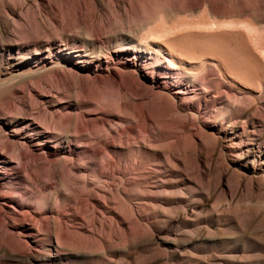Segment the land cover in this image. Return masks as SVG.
<instances>
[{
  "label": "rangeland",
  "instance_id": "374dc122",
  "mask_svg": "<svg viewBox=\"0 0 264 264\" xmlns=\"http://www.w3.org/2000/svg\"><path fill=\"white\" fill-rule=\"evenodd\" d=\"M60 1L47 0L38 8L36 0H0L5 33L0 50V216L9 224L0 228V244L10 234L27 244V250L22 247L24 257L0 252V264H264V152L247 153L257 142L246 138V131L259 130L252 135L259 136L264 148V0H254L243 12L240 0H230L233 9L214 16L257 22L262 31L252 32L248 22L192 25L183 27V34L182 28L175 29V37L179 32L180 37L186 35L184 45L193 50L196 45L206 47L201 49L206 53L211 47L221 50L235 71L248 60L260 69L256 76L252 72L254 81L249 83L212 67L213 74L208 69L207 80L196 86L193 75H202L204 64L213 62L208 53L202 64L178 63L181 69L169 68L164 58L144 47L141 58L131 60L135 52L118 50L112 51V59L104 58L102 67L96 56L82 64L73 49L82 43L90 50L92 44L84 32L78 33L73 15L64 13ZM73 1L89 22L102 25L98 47L115 48L120 33L123 41L135 39L130 31L139 37L146 34L141 25L152 11L175 24L188 20V0H118V14L111 8L115 0H99L98 5L96 0ZM201 1L197 15L203 16L211 0ZM52 3L55 10L50 9ZM29 19L40 20L37 41L31 37L32 26L27 28ZM12 21L24 26L16 30ZM173 29L157 38L170 39ZM21 31L30 41L23 49L17 40ZM44 36L54 39L48 42ZM62 38L71 44L62 45ZM151 38L156 40V35L147 41ZM190 47V53L185 51L191 56ZM195 52L197 57L203 54ZM218 60L214 63L220 64ZM132 61L140 69L162 64L167 79L158 72L141 76ZM115 70L127 75L124 82L111 85L109 76ZM135 70L140 82L134 85L128 73L132 76ZM56 72L67 75L64 84L56 82ZM88 90L107 91L109 99L89 98ZM24 102L35 104L23 109ZM13 106L18 113L12 121L6 112ZM76 114L84 130L72 121L52 122L63 115L72 120ZM38 125L42 131L32 134ZM6 136L14 139L7 152ZM19 144L35 150L37 157L20 163L14 149ZM94 148L103 152L96 155ZM50 150L58 154L51 156ZM82 154L85 163L79 159ZM24 176L31 181L27 186L19 178ZM13 208L27 210L36 219L11 221L4 212ZM43 221L50 224L52 235ZM56 223L71 240H55Z\"/></svg>",
  "mask_w": 264,
  "mask_h": 264
},
{
  "label": "bare ground",
  "instance_id": "6f19581e",
  "mask_svg": "<svg viewBox=\"0 0 264 264\" xmlns=\"http://www.w3.org/2000/svg\"><path fill=\"white\" fill-rule=\"evenodd\" d=\"M8 1L15 2V1H18V0H3V2H8ZM36 1H38V3H39V4H37L38 8H39V5H40V7L45 6V3L47 2V0H36ZM54 1L58 3L59 0H54ZM117 1L118 0L113 1L114 3H112L113 5L111 7L115 11V13H117L118 12L117 9H119L118 8V4L116 3ZM167 1L169 3L178 2V1L182 2V0H167ZM60 2L62 3V9L65 11L64 13L67 16H72L73 15V17L75 19V24L74 25H75L76 29H79L78 33L84 32L85 35L88 37V40L92 44V47H91L90 50L86 46H84L82 43L78 44V46H75L74 49H73L74 54H75L74 57L79 58V62H81L82 64H86V63H91L92 62V60H90V59L87 60L88 56L89 57L90 56L91 57L96 56V58H100V60L98 61V64L101 67L105 64L104 63V58H106V59L107 58L108 59L109 58H111V59L113 58V55H111L112 51H117V53H118V50L119 51H126V52L127 51H133V52H135V56L131 58V60H133L134 58H141L142 47H144L147 50L152 48L155 51L156 54H158L161 58H164V63H167L168 67L171 68V69H178V68L181 69V67L178 66V63H180V64H185V63H190V64L197 63L198 64V63H201L203 61L202 59L205 57L204 55L206 53L205 51H202V50H205L206 47H205V49H203V46H202V48H200L201 47L200 45H198V47H197V45L195 44L196 47L193 50V48H191L189 44L188 45H184V44L187 43V42H184V41L187 40L185 38H188V37L186 35H182L181 36L182 38H181L180 37V32H179V35L177 33V36H176L178 39H176V37H175L176 34H174V31H175V29L177 30V28H178V31H179V29H181V28L183 30V27H185V28L187 26L191 27L192 25H203V24H214V23L216 25L217 24L225 25V24H229V23L238 25L239 23L248 22V25H249V27H251V31L252 32L254 30L258 31L259 29H260V31H262L261 30V26H259L260 23H257V22H251V21L239 22V21H229V20H217L214 17L215 14H217V13L218 14H227L233 9V5L229 3V2H231L230 0H215V1L211 0L209 2L206 1L205 8L202 11V12H204L203 16L197 15L198 9H201V8H199V6H200L199 4L202 1L201 0H188V1H186L187 7L185 5L186 12H188V20H183V21H180L179 23L175 24V23H172L171 21H169L168 18L165 17L164 15H162V14L160 15V12L159 13L155 12L156 16H154L153 15L154 11H152L153 14H149L146 17V19L144 20L143 24L141 25V29L146 30L145 31L146 34H143L144 33V31H143L142 36L139 37L140 36L139 33L137 34L135 31H130L129 34L135 35L136 37H135V39L128 40V41H131L129 43L128 41H123V39H121V37H120L121 33H120L118 36L116 35L117 37H115L114 46H113L115 48L112 49L111 47H104V46H99L98 47L97 43H99V39L102 37L101 35L103 34V33H101V30H99V28H98V26L102 27L100 22H98V21L96 22L94 20L89 22L88 17L84 16L85 14L81 11L83 9L77 10V6H79V5L75 4L73 0H61ZM134 2H135V0H134ZM136 2H137V0H136ZM183 2L185 3L184 0H183ZM98 3H101V2L99 0H96V5H98ZM240 3L241 4H240V7H239L240 8L239 11L243 12V11L247 10V8L251 5V3H254V0H240ZM91 5H92V3H91ZM50 9L55 10V5L53 3L51 4ZM93 9H95L94 5H93ZM253 10H254V8H253ZM114 11H112V13H114ZM50 12H52V11H50ZM50 12L48 13V15H49V17L52 18V15H51L52 13H50ZM91 14L89 13V15H91ZM117 14H115V15H117ZM157 14L159 16H157ZM152 18H153V20H152ZM38 20L39 19H29V22L27 24V28L32 26L31 29H30V33H31V37L36 39L34 41H37V39L39 38V36H38L39 33H42L41 29H39ZM10 22H11V20L7 19V25ZM12 22L14 24L13 26L14 27L16 26V30H18L19 27L24 26L22 23L18 24V22H14V21H12ZM57 22L59 23V26L63 27L62 23H60L59 21H57ZM96 23H97V25H96ZM1 24H2V22L0 20V50H2V46L3 45L1 43L3 41V36L5 35L3 29H1ZM33 26H35L37 28V34H34ZM27 28L25 27L23 29V31L25 33H27ZM185 28H184L183 31L181 30L182 34H183V32L186 33L185 32ZM263 28H264V26H263ZM168 29H171V30L173 29V36L171 35L170 39L168 38L167 35H166V37L163 35V37H164L165 40L166 39L167 40H171V43H169V41L167 43V40L165 42V40H163L162 37H161V39L157 38V36H159L158 34H160V33L163 34ZM252 29H254V30H252ZM23 31H21V35L20 36H19V34L17 36L18 37L17 40L21 41L20 43L18 41L19 45L24 43V45L20 46V49H23L24 47H26L27 42L30 43V41H27V40H29V38L25 34H23ZM260 31H259V34L257 33L259 35V37L262 36V34H260ZM16 32L20 33L19 31H16ZM169 32L167 31V33H169ZM263 32H264V30H263ZM257 34L255 36H258ZM155 35H156V40L151 38L152 40H150L149 42L147 41L149 39V37H152V36H155ZM99 36H100V38H99ZM178 36L180 37V39H182V41L179 39ZM183 36H185V38ZM171 37H174V39H172ZM44 39L47 40L48 42H50L54 38L50 37V38L46 39V37L44 36ZM158 40H160V41L162 40V42H160ZM172 40L173 41L175 40L174 43L176 42V45L172 44L173 43ZM177 40H178V42L180 41L179 44L177 43ZM62 41L65 42L62 45L67 46V45L71 44L68 40H65L63 38H62ZM75 41L77 42V40H75ZM181 43H183V45ZM193 44H192V46H193ZM170 45L173 46L174 48H172ZM177 45H178V48H177ZM185 46H188V49ZM179 47H180V49H179ZM183 47H185V49H187L188 52H189V47L191 48V50H190L191 51V56L188 54V52L185 51V49ZM197 48L199 49V52L203 53V54H201V56H200V53H198L200 57H197L198 56L197 52L194 53L195 49L198 50ZM208 49L209 48H207V51H208ZM210 49H211V52H213L214 54L215 53H217V54H215L213 56V53H211L210 51H209L210 53L207 52L211 56V59L213 60V62H210L209 64L208 63L204 64L205 65L204 69H206V72L205 73L203 72L202 75H200V73L193 75L192 83H193L194 86H196L198 84H201V82L203 80H207V78H208L207 70L208 69H210V71H212L210 74H213L214 71H213V69H211L212 67L216 68V69L219 68V70H221V68H222L223 70H225V72L227 73L228 77L235 78V75H237L240 78V79H238V81L240 80V82H242V80H246L249 83H252V81H254V79L251 78L250 75L252 77H254V76H256L255 74H256L257 70L260 71L258 65H256V64H255L254 67H253L254 64H252V67H251L250 63H252V62H250V60H248L249 64H246L245 67L238 68L237 71H235V70L232 69V64L229 62V59L227 58V56L225 58L224 57L225 55H223L224 53L223 52L220 53L221 50L218 51L217 48L213 49L212 47ZM46 50L49 51L50 49L49 50L46 49ZM216 50H217V52H216ZM80 51L84 52L83 55H81V53H79ZM192 51H193V53H192ZM75 52H77V53H75ZM104 52L107 55H105ZM35 53H40V52L39 51H35ZM207 53H206V56H209V55H207ZM218 53L222 54V57H221V55H219V57L221 58L220 60H218L219 59ZM194 54L196 55V57H194ZM118 55L120 56L121 54H118ZM216 55H217V57H216ZM22 56H24V55H22ZM84 56H86V57H84ZM213 57H216V58H213ZM223 58L226 61L223 60ZM216 60H218L220 62V64H218L216 62L214 63V61H216ZM227 60H228L229 63H226ZM229 64H230L231 67L229 66ZM248 65H250V66H248ZM107 66L110 67L111 65L107 64ZM131 66L139 69L140 70L139 72H141V76H145L146 78L150 77V76H153L154 73L158 72L159 75L164 80L167 79V76L162 75L163 74L162 73V70H163V65L162 64L152 63V64H149V65L142 66L143 69H140L138 62L137 61H132ZM252 72L254 73V76H253ZM56 73H57V76H55V78H57L56 82L59 85L64 84L67 81V75L62 73V72H56ZM186 74H187V76H191L192 72L190 71L188 73L185 72L184 74H182L180 76V82L179 83H182L185 80ZM258 74H257V76H258ZM125 75H127V74L122 73V71H120V70L113 71L112 74H110V76H109L110 80H111V85H116V84H118L120 82H124ZM128 76L131 77V78L132 77L134 78V82H133L134 85L140 82V76H139L138 71L135 70V72L133 73L132 76L129 75V73H128ZM257 78H259V77H257ZM102 79H103V76H99L98 77V80H102ZM235 79L237 80V78H235ZM163 83H165V82L163 81ZM131 87H134V86H131ZM124 88L125 89H130V87L127 86V85H125ZM87 92H88V97L89 98H92L95 95L98 98H100L101 100L109 99V92H107V91L104 94L101 93V92H97V91L95 93H92L91 91L89 92V90ZM24 96H26V94L23 93V97ZM97 97H95V98H97ZM34 104H33V102H31V103L24 102L23 103V106H24L23 109H32ZM6 113H7V117L8 118L11 117L12 118L11 120L13 121V119H14L13 117H15L17 115L18 109H16V107L13 106L12 109L8 110V112H6ZM69 121H72L74 123V127L76 129H78V130L79 129L80 130L81 129L82 130L85 129L84 125H82L79 122L77 114H76V117L73 118L72 120L70 119V116L63 115V116L59 117L58 120H55V121H52V122L56 123V124H64L65 122L67 123ZM30 125L31 124H27V125H25L24 128H28V126H30ZM260 126L262 128L263 125H260ZM35 130H36V132H33L32 134H35V135L36 134H40V132L42 131L41 126L38 125V127ZM12 131H13L14 134H20V131H17L15 129L14 130L12 129ZM257 131H259V130L254 129L253 131H246L247 141L248 142H253V141L257 142V147H249L248 150H247V153H251L252 152V153H254V155H256L255 152H264V148L261 149L262 143L259 142V139H258L259 136L258 137H253V135H252V133L253 134L257 133ZM6 138L8 139L6 141V144H7L6 145V148H7L6 152H7V150H10V149L13 148L12 144H11V141H14V139L11 136H6ZM66 138L69 141L71 140L68 137H66ZM245 141L246 140L241 139L240 143H243ZM22 144L26 145L27 143L22 142ZM25 145H20L19 144V146L14 148V149H16L19 152L18 155H17V158H19L20 163L24 162L27 159L36 158L37 157V154L35 153V150L29 149V148L25 149L24 148ZM92 152L94 154L98 155L101 152H103V149L102 148H94L92 150ZM49 153H50L51 156H56L58 154L56 151H53V150H50ZM242 153H244V152H242ZM86 158H87L86 155L82 154L79 159L84 161V163H85L86 162L85 161ZM74 165H76V163H74ZM19 178H20L21 182H23V184H26V186L31 183V181L28 179L27 176L19 177ZM4 216L7 219H9L11 221L13 220V221H15L17 223H20V224H22V223L26 224L28 222V220L31 219V218L33 220L36 219L35 217H32V215L29 213V211H27V210L18 211L15 208L7 210L6 212H4ZM37 222H39V221H37ZM43 222H44V226H46L49 229V231L51 232V235H52L50 224L47 221H43ZM11 225H14V224H11ZM5 226H9V224H8V222H6L4 217L0 216V228L3 229ZM53 229H54L53 230V234H54L55 240L57 242L71 240V238H70L71 236L70 235H67V234L65 235V234H63L61 232V229H60V227L58 226L57 223L55 225V228H53ZM11 235L12 234H10V237H7V238L3 239L5 242L3 244H0V252L3 253V254H7V255H11L13 257H19V258L26 256V255H24L25 251L22 249V247L25 246V249L27 250V244L25 242L20 241V240L16 241L13 237H11ZM20 244H22V245H20Z\"/></svg>",
  "mask_w": 264,
  "mask_h": 264
}]
</instances>
